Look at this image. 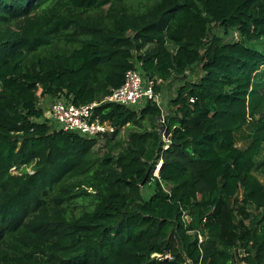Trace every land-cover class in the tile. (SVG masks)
Here are the masks:
<instances>
[{
  "label": "trees",
  "instance_id": "1",
  "mask_svg": "<svg viewBox=\"0 0 264 264\" xmlns=\"http://www.w3.org/2000/svg\"><path fill=\"white\" fill-rule=\"evenodd\" d=\"M133 69L159 95L184 80L164 124L102 104L101 155L47 120L45 98L101 102ZM258 174L264 0H0V264H264Z\"/></svg>",
  "mask_w": 264,
  "mask_h": 264
},
{
  "label": "built area",
  "instance_id": "2",
  "mask_svg": "<svg viewBox=\"0 0 264 264\" xmlns=\"http://www.w3.org/2000/svg\"><path fill=\"white\" fill-rule=\"evenodd\" d=\"M156 83L152 80L145 81L143 74L138 69L127 72L124 84L101 102H93L88 105H76L65 99L51 100L50 110L47 112L48 119L62 125L64 131L74 132L88 138H102L114 132V127L107 122H101L95 118V110L102 104L112 103L125 107L134 108L148 102L156 103L162 107L160 95L155 91ZM163 109V108H162ZM166 116L163 114L161 123L164 124ZM167 145L169 141L163 136Z\"/></svg>",
  "mask_w": 264,
  "mask_h": 264
},
{
  "label": "rangeland",
  "instance_id": "3",
  "mask_svg": "<svg viewBox=\"0 0 264 264\" xmlns=\"http://www.w3.org/2000/svg\"><path fill=\"white\" fill-rule=\"evenodd\" d=\"M233 39H235V40L237 39V35L236 34L233 35ZM201 75H202V72H201L200 69H198V71H197V73L195 75L194 74L188 75V79L196 80ZM183 81L184 80H182V79L173 80V81L167 83L166 86L163 88V90H164V99H163V101L161 99L160 102L162 103V108L164 110L165 116H167V114H170V111H171L170 101L173 98L176 97L177 89H178V87H180L183 84ZM40 105L45 110H48L49 111L50 110V107H51V100H49V98H45L43 101L40 102ZM47 120L49 121V123L51 125H53V127L55 129H58L59 130V129L62 128V125L61 124L56 123L52 119H47ZM143 124H144L145 127H149L147 120L145 122H143ZM133 130L138 131L139 128L133 127V126L124 128L122 130L120 136H119V140L120 141H123V142H126L127 139H128V134L130 133V131H133ZM99 139L100 140L98 141V143H97V145L95 147V150H98L99 153L101 155H103V154H105L108 151V149H109L110 146L108 145V140L106 138H104V139L99 138ZM259 160H261V157H259ZM258 177L264 183V175L258 174ZM152 194H153V190L150 187L144 188V196H145L146 199H149Z\"/></svg>",
  "mask_w": 264,
  "mask_h": 264
},
{
  "label": "crops",
  "instance_id": "4",
  "mask_svg": "<svg viewBox=\"0 0 264 264\" xmlns=\"http://www.w3.org/2000/svg\"><path fill=\"white\" fill-rule=\"evenodd\" d=\"M165 87V86H164ZM163 87V88H164ZM160 98L162 99V101H163V99H164V90L162 89V93L160 94ZM142 106H144V104L142 105Z\"/></svg>",
  "mask_w": 264,
  "mask_h": 264
},
{
  "label": "water",
  "instance_id": "5",
  "mask_svg": "<svg viewBox=\"0 0 264 264\" xmlns=\"http://www.w3.org/2000/svg\"><path fill=\"white\" fill-rule=\"evenodd\" d=\"M159 174V170H158V172H157V175Z\"/></svg>",
  "mask_w": 264,
  "mask_h": 264
}]
</instances>
